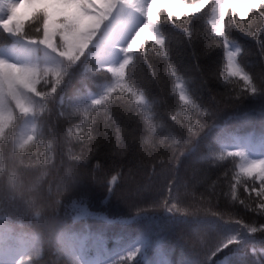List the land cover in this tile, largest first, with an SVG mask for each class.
Listing matches in <instances>:
<instances>
[{
  "label": "snow or ice",
  "instance_id": "6c2138e0",
  "mask_svg": "<svg viewBox=\"0 0 264 264\" xmlns=\"http://www.w3.org/2000/svg\"><path fill=\"white\" fill-rule=\"evenodd\" d=\"M22 8L29 9L23 16ZM201 20L205 38L222 53L213 73L224 86L220 100L205 101L177 51L200 39ZM234 32L255 42L264 64V0H0V34L10 45L0 46V264H40L45 244L64 264H173L160 246L175 225L191 241L190 264H234L243 247L250 255L239 264H264V152L253 155L252 140L228 130L222 115L249 100L264 102V69L251 71ZM150 52L166 65L173 112L152 94L163 89ZM192 56L206 84L194 50ZM140 63L151 73L143 83L133 75ZM76 79L80 86L68 96ZM102 141L115 155L135 145L150 169L147 186L156 189L150 202L123 201L126 220L100 215L108 224L159 221L154 241L142 236L114 254L101 235L74 226L98 215L87 204L90 186L116 195L121 172L98 175L99 161L88 168ZM189 162L185 179L180 171ZM201 163L222 171L197 194L195 186L207 181L198 176ZM153 242L155 262L144 258Z\"/></svg>",
  "mask_w": 264,
  "mask_h": 264
},
{
  "label": "trees",
  "instance_id": "16d2710c",
  "mask_svg": "<svg viewBox=\"0 0 264 264\" xmlns=\"http://www.w3.org/2000/svg\"><path fill=\"white\" fill-rule=\"evenodd\" d=\"M29 9L22 8L20 10V15H25ZM205 11H207L205 9ZM203 15V13H201ZM196 27L201 29V37L197 40L193 48H188L185 46H178L177 51L179 53V59L189 77H194L193 87L200 92L205 101L209 99V96H215L217 100L222 99L221 94L224 91V86L222 83L213 75V73L218 69L220 65V60L222 53L220 49L211 45L205 38L203 32L206 28L205 21H197ZM170 29L171 26H168ZM233 38L239 42L243 49H245L249 54L245 57L246 63H248L251 71L253 73H260L264 69V64H262L261 59L258 55L257 45L254 41L241 36L240 33L234 32ZM0 46H9L5 36L0 34ZM207 49V51H205ZM196 53L199 57L198 63L201 66L203 72V80L206 84L202 85V78L200 73H198L194 67L197 63L193 59L192 52ZM149 62L153 65L156 76L161 81V91L158 88L153 87L151 89L152 94L157 97H162L166 99L167 108L169 112L175 111L176 102L170 96H168L169 91V78L166 75V65L162 63V58L158 57L154 52L149 53ZM133 75L138 82L143 83L149 78L151 73L148 68L143 63L137 65L133 71ZM96 83H99L98 78H96ZM80 86L79 79L73 80L72 86L68 89V96L72 95L73 89ZM88 86L91 90H95V86L91 80L88 82ZM210 90V91H209ZM223 107V106H222ZM165 105H160L158 110L161 115H164ZM222 115L226 118V127L228 130L234 134L250 138L254 145L253 155L256 151L262 149L261 140L264 138V130H262V123H264V102L261 100H249L241 105L238 109L226 108L223 109ZM231 117L230 119H227ZM167 119V116L164 117ZM64 121H60V126L63 128ZM171 124V121L168 120ZM214 132L209 134L210 140L213 138ZM114 144V140L112 141ZM66 150V149H65ZM73 151L78 152L79 147L73 146ZM264 152V149H262ZM99 161L104 165V168L98 175H102L104 171L107 172H121V178L117 182L116 195L105 197L107 192L104 188L98 186H90L88 189L89 198L87 204L89 209L94 210L98 213H104L110 220L116 218L127 219V207L124 204V200L129 202H150L152 196L156 195V189L154 186L149 189L147 172L150 170L148 168L142 167V162H145L143 154L139 152L138 148L133 145L127 152L123 155H115L110 144L101 142L99 148L93 153L88 168L89 170ZM196 167L199 168L198 176L207 175L206 183L197 184L194 191L199 194L205 191L207 184L212 180H215L220 174L222 169L216 168L215 166H210L207 163H201ZM131 170V171H130ZM192 165L187 163L182 167L180 175L185 179L191 177ZM142 191L141 196L133 195L136 191ZM220 190L219 188L217 189ZM224 190H227V186L224 185ZM241 196L247 197V193H244L242 188L240 189ZM228 202L223 196L220 197L218 201V206L224 208ZM236 212L243 216L245 220H251L252 214L245 212L242 206L236 207ZM63 214V213H61ZM69 223H72L69 220ZM87 226L89 230L97 235H101L105 241V247L110 253H115L120 251L121 248L134 242L136 238L147 237L150 240L155 239V235L158 231L159 221H146L138 220L130 223H112L108 224L106 221L100 219L99 217H88L83 220L75 222V227ZM167 240L160 246L162 251L166 253L165 258L173 262V264H180V261H184L185 264H190V262L195 260V254L189 240L186 230L181 225L172 226V228L166 233ZM260 235L257 234L256 244L260 245ZM158 245L156 243H151L147 252L145 253V259L151 261H158L160 255L157 252ZM227 253H221L220 258L225 256ZM250 255L248 247H243L240 253L233 257L234 264H239L240 256ZM218 258V259H220ZM40 264H64V257L58 256L56 254V249L54 245L45 244L43 249V254L40 260Z\"/></svg>",
  "mask_w": 264,
  "mask_h": 264
},
{
  "label": "rangeland",
  "instance_id": "374dc122",
  "mask_svg": "<svg viewBox=\"0 0 264 264\" xmlns=\"http://www.w3.org/2000/svg\"><path fill=\"white\" fill-rule=\"evenodd\" d=\"M255 154H256L255 156H260V155L262 154V151H256ZM107 196H108V194L106 195V197H105L104 200H106ZM90 211L93 212V213H97V214H98V215H96V216H91V217H100V215H104V216H106L104 213H98V212H96V211H94V210H91V209H90Z\"/></svg>",
  "mask_w": 264,
  "mask_h": 264
}]
</instances>
